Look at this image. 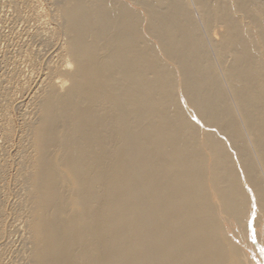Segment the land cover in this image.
Instances as JSON below:
<instances>
[{
  "label": "bare ground",
  "instance_id": "obj_1",
  "mask_svg": "<svg viewBox=\"0 0 264 264\" xmlns=\"http://www.w3.org/2000/svg\"><path fill=\"white\" fill-rule=\"evenodd\" d=\"M0 264H264V0H0Z\"/></svg>",
  "mask_w": 264,
  "mask_h": 264
}]
</instances>
